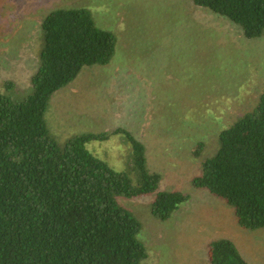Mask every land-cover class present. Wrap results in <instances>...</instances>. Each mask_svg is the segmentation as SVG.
Listing matches in <instances>:
<instances>
[{
	"label": "rangeland",
	"instance_id": "374dc122",
	"mask_svg": "<svg viewBox=\"0 0 264 264\" xmlns=\"http://www.w3.org/2000/svg\"><path fill=\"white\" fill-rule=\"evenodd\" d=\"M86 8L98 27L117 35L109 66L87 67L51 100L49 130L61 145L73 136L109 134L88 150L117 171L131 168L124 129L147 149L160 190L191 199L167 222L151 214L154 196L120 199L143 226L144 264H210L209 244L233 240L250 264H264V231L239 227L232 208L191 179L217 149L218 134L258 106L264 92V36L249 40L240 26L191 0H0V91L24 100L33 91L53 10ZM8 84H13L7 86Z\"/></svg>",
	"mask_w": 264,
	"mask_h": 264
},
{
	"label": "trees",
	"instance_id": "16d2710c",
	"mask_svg": "<svg viewBox=\"0 0 264 264\" xmlns=\"http://www.w3.org/2000/svg\"><path fill=\"white\" fill-rule=\"evenodd\" d=\"M191 2L240 26L249 40L264 36V0ZM41 29L32 93L16 100L0 91V264H144L143 226L120 199L154 196L151 214L167 222L191 197L160 190L162 175L150 169L146 146L124 129L114 134L132 145L126 171L88 150L107 133L55 140L46 118L52 98L85 68L109 66L118 38L86 8L53 10ZM217 144L204 160L206 144L196 145L192 156L202 164L191 186L232 208L243 230L264 231V92L255 109L219 132ZM209 263L250 264L229 238L210 242Z\"/></svg>",
	"mask_w": 264,
	"mask_h": 264
}]
</instances>
